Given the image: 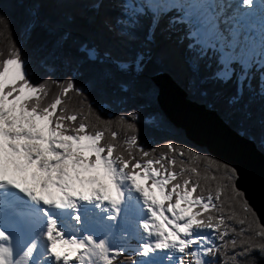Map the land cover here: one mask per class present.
I'll return each instance as SVG.
<instances>
[{
	"label": "snow or ice",
	"instance_id": "1",
	"mask_svg": "<svg viewBox=\"0 0 264 264\" xmlns=\"http://www.w3.org/2000/svg\"><path fill=\"white\" fill-rule=\"evenodd\" d=\"M24 33L44 68L0 53V264H264L234 166L139 142L174 129L165 74L264 152V0H30Z\"/></svg>",
	"mask_w": 264,
	"mask_h": 264
},
{
	"label": "water",
	"instance_id": "2",
	"mask_svg": "<svg viewBox=\"0 0 264 264\" xmlns=\"http://www.w3.org/2000/svg\"><path fill=\"white\" fill-rule=\"evenodd\" d=\"M156 82L159 110L167 115L188 142L238 170L236 187L244 193L258 224L264 226V154L215 114L187 101L165 74H161Z\"/></svg>",
	"mask_w": 264,
	"mask_h": 264
},
{
	"label": "trees",
	"instance_id": "3",
	"mask_svg": "<svg viewBox=\"0 0 264 264\" xmlns=\"http://www.w3.org/2000/svg\"><path fill=\"white\" fill-rule=\"evenodd\" d=\"M29 6L30 0H0V13L6 14L11 21L10 34L6 29L0 28V53H6L8 46L15 42V44L20 47L22 56L26 60V67L29 70V75L34 81H36L40 78V75L42 74L41 70L44 68V65L39 61L37 55L33 50L32 44L28 41L24 33V24L27 20V10ZM176 58L177 60L179 59V52L176 53ZM226 88L229 91L231 90V86H226ZM258 110L259 104L257 103L256 105H254V111L258 112ZM113 111L114 109L108 107V105H105L102 115L107 118L112 114ZM148 124H150V120L146 118L141 121L139 125V142L145 149L157 148V150L159 151L158 145H162L166 143L167 140L172 139L177 143L186 144L193 149H197L200 152L207 154L205 150L197 148L190 142H188L185 139L184 134L180 130H177L175 128L168 131L159 129L152 130L146 127V125ZM257 149L259 150L258 147ZM261 153L264 154V152ZM197 163L199 164L201 172L203 173V162ZM129 262H131L129 253H123L116 259V264H127Z\"/></svg>",
	"mask_w": 264,
	"mask_h": 264
}]
</instances>
